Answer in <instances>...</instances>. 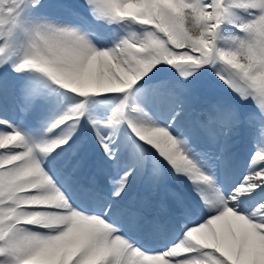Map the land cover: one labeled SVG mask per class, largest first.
<instances>
[{"label": "snow or ice", "instance_id": "6c2138e0", "mask_svg": "<svg viewBox=\"0 0 264 264\" xmlns=\"http://www.w3.org/2000/svg\"><path fill=\"white\" fill-rule=\"evenodd\" d=\"M0 264H264V0H0Z\"/></svg>", "mask_w": 264, "mask_h": 264}]
</instances>
